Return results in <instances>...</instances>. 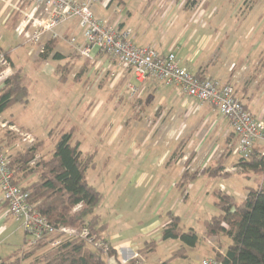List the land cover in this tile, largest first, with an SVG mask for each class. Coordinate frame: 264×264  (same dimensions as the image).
Listing matches in <instances>:
<instances>
[{
	"label": "rangeland",
	"instance_id": "rangeland-1",
	"mask_svg": "<svg viewBox=\"0 0 264 264\" xmlns=\"http://www.w3.org/2000/svg\"><path fill=\"white\" fill-rule=\"evenodd\" d=\"M108 1L103 2L107 4L112 0ZM198 1L201 5L205 2ZM209 1L211 7L216 9L213 19L225 23L243 20V9L252 3V0ZM103 2L101 1V5L98 2L92 4L94 16L108 13L109 10L103 6ZM115 5L116 1L113 0L110 7ZM254 5L249 18L253 24L257 21L258 11L264 5V0H256ZM3 7L4 0H0V11ZM233 9V14L237 13L236 16H230ZM200 12L203 10L195 12L194 21L201 17ZM248 13L250 12L244 11V15ZM6 17L5 14H0V45L11 49L12 61L15 68L19 69L23 83L27 85L28 96L26 102H16L5 109L0 115V120L12 121L17 128L29 132L35 139L32 143H27L16 133L9 134L8 147L13 146L12 152L39 144L34 159L37 161L40 156L47 158L60 136L66 132L71 133L72 141H79L82 153L92 154L93 166L88 168L86 179L101 194L94 213L99 215L101 223L106 224L102 236L113 246L124 240L131 243L129 248L118 251L120 258H136L139 264H159L170 257L179 247L178 242L158 237L160 228L167 222L168 211L178 215L180 227L193 228L200 236L195 247L186 248L187 257H178L172 264H200L203 259L213 256L212 249L219 248V242L222 243L221 247H224L226 237H221L220 240L209 238L211 247L207 242L208 237H201L203 222L219 212L215 204L216 194L219 191L231 194L234 200L239 202L246 192V187L256 186L261 181V175L249 172L245 176L237 173L238 168L231 169L239 155L229 157L230 151L222 150L219 145L209 154H203L215 137L208 132V125L203 126L197 136V142H201L203 148L196 155L193 149H196L197 142L191 143L192 126L187 125L185 116L176 123L175 117L180 114L174 113L172 116L171 109L166 108L162 114L160 108L157 112L158 118L154 117L156 114L153 105L156 95L147 103L144 93L132 91L134 80L121 81L120 89L118 86L113 88L115 81L110 71H103L99 67L92 70L94 65L90 58L79 56L76 52L74 53L77 57H69L73 46L67 43L66 37L57 39V49L66 55L67 60L72 59L75 64H82L81 66L89 71L91 69L92 75L86 78L81 77L79 72L71 74V69H67L66 64L62 65L65 67H57L56 74L47 71L40 73L38 62L33 56L37 46L23 43L13 27L3 24ZM67 37L68 40L75 37L78 43L83 41L79 27L74 35ZM227 46L226 43L225 47ZM94 51L96 50L93 49L91 54ZM113 61L116 62L114 59ZM55 62L51 60L49 63L53 65ZM63 75L67 76L66 80ZM157 83L161 84L159 81ZM166 130L168 146L165 147L163 142L159 141L154 143ZM146 135L150 137L149 140ZM215 142H218V139ZM166 150L170 151L167 166L161 164L162 155ZM181 150L186 153V160L179 162L176 158L180 156ZM216 160H221L227 165L231 173L214 176L201 174L190 184H179L182 168L193 172L216 163ZM37 176V172L26 175L21 173L18 180L21 185H26L36 180ZM0 227H3L0 231L1 258H15L27 251L23 250L31 238L23 233V228L11 219L4 207L0 209ZM150 241L154 244H149ZM45 249L39 250L38 254ZM101 256L106 262L110 258L105 253ZM33 258L34 256L28 257L24 262H32Z\"/></svg>",
	"mask_w": 264,
	"mask_h": 264
},
{
	"label": "crops",
	"instance_id": "crops-1",
	"mask_svg": "<svg viewBox=\"0 0 264 264\" xmlns=\"http://www.w3.org/2000/svg\"><path fill=\"white\" fill-rule=\"evenodd\" d=\"M112 1L103 4V6L109 11L107 14L104 13L101 16H95L97 19L104 20L108 23H116L117 28L120 31L128 33V39L135 45L154 46L160 54L173 52L179 65L185 67L191 73L198 76L211 77L220 80L221 82L231 84L234 87L236 98L240 100L255 118L261 119L264 122V65L260 61L264 58V5H262L261 9L258 11L256 17L257 21L253 24L250 22L249 18L253 12L255 6L254 2L256 0H252V3L243 9L244 11L250 12L244 15L243 11V20L239 22L235 20L231 23L215 21L213 19L216 9L215 7H211L209 0H205L202 5L199 4L198 0L197 2H191L190 0H115L116 5L111 8L110 5ZM4 3L5 7L0 11V14L2 16L5 14V17L7 13L8 15L3 19V24H9V26L13 27L12 29H15L16 31V28L23 19V14L28 13L31 10V6L28 3H23L18 9H13V0H7V2ZM92 9L94 8L92 7ZM199 10H203V12H200L201 17L194 21V14L195 12L198 13ZM234 10L235 9L231 10L230 16H236L237 13L233 14ZM98 11L99 9L97 12ZM237 12H239V10H237ZM76 29H78L76 20L65 23V25L62 26L60 25L57 30L55 29L58 37L54 38L55 41L52 45V50L46 59L40 57V52L44 45L52 39L49 34L45 35L38 44H29L25 42L21 36L23 43L37 46L38 49L33 53V56L35 61L38 62L37 64L40 68V73L47 71L56 74V67L66 64L67 69H71V74L72 72H79L81 77L85 76L86 78L90 74L92 75V70L98 67L103 71H110V74L113 75V81H115L112 85L113 88L117 86L119 87L121 81L124 82L129 80L133 82L134 80L135 83H133L132 91L135 90L134 92L139 91L144 93L147 103H150V100H152L151 97L156 95V102L153 105L156 114L154 117L159 115L157 112L160 108L162 109V114L165 113L164 108H166L171 109L172 116H174V113L176 115L180 114L179 117H175L176 123L183 120L184 116L187 118V125L192 126L193 131V139H191V143H193V141L197 142V136L199 135L201 128L208 125V132L214 134L215 137L212 144L209 145L208 149L203 152V154H209L214 149L216 150L219 145L222 147V150L226 149L228 152L230 151L231 156L229 157L236 156L233 154V149L237 146V137L233 133L228 120L220 115L213 105L209 103H200L196 99L187 96L176 87L168 86L163 83H161L163 85L158 84L157 81L150 78L137 80L130 72L124 70L117 61H113V58L97 50L91 54L90 62L94 67L92 70L90 69V71L85 67H82V64H75L72 62V59L67 60L66 55L56 47L57 39L59 37H64L65 39L66 37L67 41V36L74 35ZM257 36L260 39L257 38ZM79 43H82V41ZM226 43L228 45L227 48L225 47ZM0 47L4 51L9 50L12 71L15 72L16 70H19L15 68L12 61L11 49H5L1 45ZM55 52L61 55L60 59L53 58ZM74 52V48L71 47L69 57H77ZM51 60L56 62L51 65V63H49ZM113 62H115V64ZM66 79L67 76L65 75L64 80ZM120 88L121 86L119 89ZM139 116L142 117V114L140 115L139 113ZM157 120L158 119H156V121ZM2 121L14 124L12 121L5 119ZM182 125L184 126L185 124ZM167 136L168 134L166 130L161 133L160 137L156 139L154 143H157L158 141L163 142L164 146L167 147ZM146 138L149 140L150 137L146 135ZM194 138L196 139L194 140ZM216 139H218V142H215ZM196 145V149L193 150H195L197 153L196 155H198V151L203 148V145L201 142H197ZM254 146L257 147V149L264 150V141H256ZM182 151L183 150L179 152L180 156L176 158V161L181 162V160L186 158V153H182ZM169 153L170 151L166 150L162 155L161 164L167 166ZM214 164L215 163L211 165ZM224 166L223 171H220L221 175L223 173L230 174V168L227 165ZM234 168L237 167L234 166L231 169ZM183 170L184 168L181 169L179 178ZM261 182L262 178L259 183ZM247 187L245 194L247 193ZM1 207L6 209L2 201V195L0 197V209ZM11 219L17 222L12 217ZM17 223L21 226L19 222ZM99 223L104 225L105 230L106 224L101 223L100 217ZM2 229L3 227H0V231ZM23 233H25L24 229ZM158 237H161V228ZM209 238L216 237L210 236L207 238L208 245L211 247L212 243ZM174 240L176 243L178 242L177 244L179 246L181 245L179 240ZM106 241L115 252L114 256H111L106 262L107 264H125V262L139 264L136 258L125 260L119 257L118 251H120V249L123 250L124 248H129L131 246L129 240L120 241L117 246H113L107 239ZM225 241L226 245L228 239L225 238ZM151 242L152 241H150V243ZM224 249L225 246L221 247L220 251L223 252ZM213 253L214 251L212 249V255ZM161 262H159V264H161Z\"/></svg>",
	"mask_w": 264,
	"mask_h": 264
},
{
	"label": "trees",
	"instance_id": "trees-1",
	"mask_svg": "<svg viewBox=\"0 0 264 264\" xmlns=\"http://www.w3.org/2000/svg\"><path fill=\"white\" fill-rule=\"evenodd\" d=\"M54 41L52 38L44 45L40 52L42 59L48 57ZM5 54L9 58V50ZM53 58L60 59L61 55L55 52ZM260 61L264 65V58ZM62 77L65 78L64 75ZM27 96V85L23 83L20 71L16 70L0 86V114L16 102H26ZM0 134L5 144L9 145L11 132L1 131ZM38 146L39 144H35L26 150L15 152H12L13 146H10L8 165L17 178L16 182L20 184L18 176L21 173L26 175L37 172L36 180L21 185L29 191V201L34 204L35 209L56 227L85 228L93 240L89 242L79 236L61 237L58 245L50 246V240L61 236L53 234L35 243H28L23 250L27 251L21 256L10 259L0 257V264H107L102 253L111 257L115 252L102 237L104 225L99 223V216L94 213L101 194L86 179L88 168L93 166L92 154H83L79 141L73 142L69 132L60 136L47 158L40 156L36 161L34 153ZM235 166L239 169V174L247 176V173L253 172L261 175L262 182L256 187H247V193L239 202L231 194L219 191L215 201L219 212L203 222L201 237L228 239L223 252L220 251L221 242L218 243L220 247L213 250L212 258L220 264H264V150L254 146L249 158L239 156ZM224 167L221 160H217L214 165L193 172L184 170L179 184H190L201 174L219 175ZM167 221L161 228L160 238L177 239L181 245L161 264H171L178 257L186 258V248L195 247L200 240L193 228L180 227L179 217L171 211L167 212ZM99 242L107 246V251L98 246ZM150 244L153 245V241ZM44 248L45 251L38 254ZM31 256H34L33 261L25 263L26 258Z\"/></svg>",
	"mask_w": 264,
	"mask_h": 264
},
{
	"label": "built area",
	"instance_id": "built-area-1",
	"mask_svg": "<svg viewBox=\"0 0 264 264\" xmlns=\"http://www.w3.org/2000/svg\"><path fill=\"white\" fill-rule=\"evenodd\" d=\"M3 1V0H1ZM10 1V0H8ZM13 9L28 3L31 10L23 14L17 34L29 44H38L49 34L50 38L58 35L55 29L60 25L77 21L81 29L82 43L75 37L67 41L79 56L91 57L93 49L108 55L118 62L135 79L146 78L173 86L200 103L213 105L220 115L225 117L237 137V146L233 154L244 159L249 158L256 141H264V122L255 118L236 98L234 87L220 80L197 76L179 65L173 52L160 54L154 46H138L128 39V33L120 31L116 23L97 19L92 11L93 3L107 0H13ZM110 1V0H109ZM108 1V2H109ZM7 2V0H4ZM106 4V2H103ZM12 74L10 59L0 47V86ZM16 133L24 142L32 143L34 137L27 131L17 128L7 121H0V132ZM4 135V134H3ZM10 148L0 134V193L9 216L20 223L25 234L31 239L28 243L45 239L53 234L61 236L50 240V246L60 243L61 237L79 236L89 242L93 237L85 228L56 227L41 215L29 201V191L18 184L12 169L8 165ZM33 163V162H31ZM103 251L107 246L98 243ZM200 264H220L214 258L203 259Z\"/></svg>",
	"mask_w": 264,
	"mask_h": 264
}]
</instances>
